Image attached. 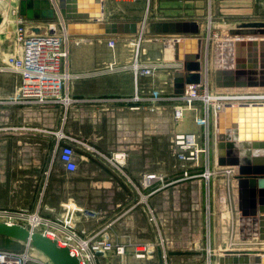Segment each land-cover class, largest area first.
Returning a JSON list of instances; mask_svg holds the SVG:
<instances>
[{
    "label": "crops",
    "instance_id": "crops-1",
    "mask_svg": "<svg viewBox=\"0 0 264 264\" xmlns=\"http://www.w3.org/2000/svg\"><path fill=\"white\" fill-rule=\"evenodd\" d=\"M183 49L185 52V47ZM105 59L104 52H95L91 46L78 49L74 45L71 70L80 76L74 79L71 94L79 99L106 98L108 101L78 102L72 110L59 105L50 108L0 105V208L34 209L40 203V212L51 218L63 216L70 209L75 227L87 234L105 228L100 236L106 235L115 242L154 240L156 227L148 221L145 205L141 213H134L136 204H133L116 217L109 215L111 212L108 210L89 208L92 201H107L113 209L120 202L114 196L115 191L121 188L115 187L120 185L116 177L125 187L129 188L130 185L116 168L104 163L109 174L96 180L102 183L99 186L101 184L94 185L92 177L103 175L100 171L104 169H98L95 163L88 161L89 156L95 157L91 151L77 147L79 168L74 172L73 180L66 177L67 172L58 158H53L56 132L62 130L107 155L126 151L128 157L123 170L133 185L137 180L140 182L145 172H173L176 169L167 162V158L163 161L159 149L163 120L161 112L169 107L172 117V105L163 104L157 109L150 102H141L139 109H131L130 103L123 100V97H130L135 92L144 93L147 84L159 89L163 79L170 81V75L157 72L154 76H136L128 67L112 72H94L105 65ZM131 60V57L124 60L120 56H113L110 62H116L119 66L129 64ZM167 62L168 66H164L166 69L181 67L174 60ZM14 78L13 92L18 82V77ZM148 79L150 81L146 82ZM184 121L181 128H175V131L200 129L192 121ZM169 155V159L175 161L170 152ZM122 189L125 188L122 186ZM124 198L127 201L139 198L138 202L144 203L139 192L138 195L131 194L129 189ZM147 202H151L149 205L157 213V196L150 195ZM125 214L127 216L122 220Z\"/></svg>",
    "mask_w": 264,
    "mask_h": 264
},
{
    "label": "built area",
    "instance_id": "built-area-1",
    "mask_svg": "<svg viewBox=\"0 0 264 264\" xmlns=\"http://www.w3.org/2000/svg\"><path fill=\"white\" fill-rule=\"evenodd\" d=\"M56 12L54 20L46 22L47 30L44 33L35 31L28 33V21L20 16L14 22L16 41L19 43V51L10 52L6 61L0 65V72L11 73L18 77L15 91L7 96H0L1 104L39 106L50 108L63 106L70 109L78 102L108 101L106 98H75L71 94L72 85L75 78L80 75L71 70L72 44L80 41V37L73 36L69 32V21L62 16L58 9L57 2L53 1ZM34 27V26H30ZM29 27V28H30ZM33 29V28H32ZM184 38V36H181ZM179 37L181 40L183 38ZM116 36L108 38V47L114 49L117 41ZM210 37L203 41V56L208 54ZM207 57V56H206ZM130 65L118 66L116 62H111L102 66L94 72H112L121 67H130L137 75L154 76L157 71L165 65L161 58H152L146 52L136 51L132 57ZM203 62V79L200 84H188L183 94L173 93V72L171 68L170 89L166 92L158 89L153 95L145 97L144 94L135 92L130 97H123V100L130 103L131 109H139L141 102H150L157 109L163 104L172 105V119L175 123H182L190 112V119L200 127L197 131H174L171 139V154L175 159L174 167L179 169L181 179L204 177L209 179L212 168L225 169L233 176L238 173L235 166H219L217 160H213L212 151L214 141L211 138L210 127L213 123L215 130V116L226 104L257 103L245 102L246 98H241L242 94L232 96L224 94L213 99L209 93L207 81V60ZM177 63V62H176ZM181 65V64H179ZM215 102H214V101ZM232 100V101H231ZM254 100V99H252ZM201 104L200 106H197ZM56 143L53 150V158L63 164L65 171L74 173L79 168L78 158L80 154L77 147L84 151H91L99 159L102 158L107 164H111L129 181L131 179L123 170L128 153L117 151L112 155H107L94 147L88 146L85 142L65 134L62 130L56 132ZM83 147V148H80ZM140 186L134 184L145 205V213L148 221L156 227L157 236L154 240L146 241H111L106 235L100 236L105 228L94 234H87L79 231L73 223V211L67 209L65 215L60 217H47L40 212V203L34 209L27 208H0V222L7 224H20L31 232H40L51 239L57 240L60 246L68 247L71 253L78 257L80 264H111L114 256H125L127 253L133 254L137 259L145 260L144 264H195L174 262L173 254L179 252L172 251L175 248L174 242H165L161 235L158 216L147 202V199L154 192V188L164 182V176L157 172H145L141 176ZM132 182V181H131ZM159 189V188H158ZM146 191V192H144ZM235 195L237 199V183L235 184ZM111 223L108 224L110 226ZM30 245V244H28ZM29 261L26 252H18L12 249H0V264H27ZM46 264H53L50 260ZM120 264H130L121 262ZM143 264V263H142ZM205 264H215L212 253L208 248V257Z\"/></svg>",
    "mask_w": 264,
    "mask_h": 264
},
{
    "label": "rangeland",
    "instance_id": "rangeland-1",
    "mask_svg": "<svg viewBox=\"0 0 264 264\" xmlns=\"http://www.w3.org/2000/svg\"><path fill=\"white\" fill-rule=\"evenodd\" d=\"M19 2L20 0L1 1V4L8 5L9 10L7 17L1 14L3 19H7V22L5 27L0 30V65L3 61H6V57H8L10 52H15L17 54L20 48L19 43L16 41L14 25V22L19 17ZM103 2H105V21H136L140 24V27L145 28L148 27V23L151 21H199L201 23L202 37L204 39L210 37L208 54L203 56V60H207L206 78L209 84V90L211 91L209 94L212 96L224 94H254L236 93L240 88L235 86H224V83L220 86L217 85L218 67L215 60L218 51L216 48L218 45L222 46L221 43L224 41H229L232 43L231 54L236 56V42L241 39L249 40L251 36L234 35L230 33V29L240 27L245 23H264V0H103ZM46 22L47 21L43 20L28 21V23H26L27 32H46ZM141 32L136 35H116L115 39L117 44L114 49L108 47L107 41L109 36L84 37L80 39L78 44L74 41L72 49H74V45L75 48L78 49L91 46L95 52H104L106 55L104 66L111 63L110 60L113 59V56H120L125 60L126 58L132 57L136 51H144L155 59L161 58L162 61H164L163 63L168 65L167 61L172 59H165L167 47H165L164 37L151 35L145 29ZM256 37L257 40H260L264 38V35H257ZM227 47L228 46H226V49ZM227 52H230V50H227ZM130 62L126 65H130ZM119 66H124V64ZM128 69L132 68L128 67ZM157 72L169 75L171 69L169 67L167 69L163 67ZM148 81H150V79L146 82ZM162 81L163 84L159 87V90L163 89L167 92L170 89L169 83L166 84L168 81H165V79ZM14 84L15 78L13 74L0 72V96L11 95L13 93ZM148 85L149 84L145 87V94L143 93L145 97H149L153 95L154 92L158 91V89H153V87ZM245 89L246 91H261L260 88L255 87H245ZM197 106L201 108V104L197 103ZM70 109L72 110V107H70ZM170 112L171 108L169 107L167 110H162L161 112L163 120L162 132L160 135L161 146L159 149H161L163 161L167 158V162L169 161L172 168H174L173 165L175 161L169 159V152L171 154L170 139L175 128L180 129L182 124L175 123L170 116ZM190 114L191 113L188 112V118L185 119L186 121L187 119L191 121ZM182 123L184 124L185 121ZM72 126L73 123H71V132L73 131ZM210 132L211 138L214 141L212 157H214L213 160H216L217 140L213 123L210 127ZM88 161L95 163L96 168L104 169L100 171L103 175H97L96 177L91 176L94 185L101 184L99 186H102V183L96 180L109 174V171L105 170L108 169L104 164L106 163L105 160L102 158L99 159L96 156H89ZM178 170L177 168L174 169L173 172L166 171L167 173L152 171L164 176V182L154 188L155 190L152 193L153 196H157L156 208L161 235L165 239V242H174L173 245H177L175 248L170 246L172 251L179 252L178 254H173L172 260L174 262L205 264L209 248L214 263L219 264V258L227 250H237L236 248H239L241 242L239 232L240 211L238 209L234 188L235 177L233 173L231 174L225 169L212 168L209 179L196 177L175 181L177 178L180 179L181 177ZM66 177L73 180L75 175L73 172H68L66 173ZM116 179L119 181L120 185L115 187L120 186L121 188L115 191L114 196L120 202L114 205V209L111 208V204L107 203V201L89 202V208L98 211L108 210L111 212L109 215L116 217L117 215L123 214L131 205H138L139 198L134 201H127L124 198L127 189H129L131 194L138 195L135 186L131 184L127 178H125V181L129 183V188H127V186L125 187L117 177ZM140 182L138 180L135 181V185L141 187ZM122 186L125 189H122ZM101 193L105 194L103 192ZM149 204H151V202H149ZM136 206L134 213H141L144 203H139V205ZM126 216L127 214L121 219L123 220ZM255 240H257V242L259 241L258 238ZM0 249H12L18 252H26L29 257L27 264H46L47 262V260L41 258L34 252L32 247L27 243L19 242L4 236H0ZM246 250L247 249H245V251ZM124 261L130 264H144L146 262L145 260L135 258L131 253H127L125 256H114L111 258V264H120Z\"/></svg>",
    "mask_w": 264,
    "mask_h": 264
},
{
    "label": "water",
    "instance_id": "water-1",
    "mask_svg": "<svg viewBox=\"0 0 264 264\" xmlns=\"http://www.w3.org/2000/svg\"><path fill=\"white\" fill-rule=\"evenodd\" d=\"M53 1L57 2L60 13L69 21V32L73 36H125L136 35L143 30L136 21H105L103 0H20L19 16L26 20H54ZM2 21L0 14V25ZM146 31L164 37L165 47L168 44L166 41L172 46V60L181 64L173 72L174 94H183L188 84L202 82L204 38L199 21H151ZM230 33L251 37L236 42V56L231 54L232 43H229L230 47L227 44L223 47L225 56L232 57L236 64L225 74L217 70V85L224 83V86L240 88L236 93L258 91H246L245 87L260 88V92H264V38L257 40L256 37L264 35V23H245L230 29ZM181 36H184L183 41L179 38ZM171 37H175L173 43ZM215 134L217 164L238 168L235 179L240 239L264 240V104H226L216 113ZM0 236L30 244L53 264H80L68 247L60 246L57 240L40 232H31L23 225L0 222ZM219 264H264V253L226 251L219 258Z\"/></svg>",
    "mask_w": 264,
    "mask_h": 264
},
{
    "label": "bare ground",
    "instance_id": "bare-ground-1",
    "mask_svg": "<svg viewBox=\"0 0 264 264\" xmlns=\"http://www.w3.org/2000/svg\"><path fill=\"white\" fill-rule=\"evenodd\" d=\"M1 1L2 0H0V14H3V15H5L7 17V13H8V10H9L8 5L1 4ZM6 22H7V19H3V21H2V23L0 25V30H2L3 27H5ZM141 29L147 30V28H145V27H143ZM170 41L173 43L175 41V37H171L170 38ZM166 43H168V44H167V50H166V53H165V59H173L172 46L170 45L169 42L166 41ZM229 43H230L229 41H227V42L224 41L223 43H221L222 46L218 45V48H217L218 54L216 55L217 57H216V60H215L216 61V65L218 67V70L221 73H224V74L227 73V72H229L231 70V67H233L236 64V61L233 60L232 57H230V58L228 57L227 58L225 56V52L223 51V47H225L226 44L229 46ZM255 63L258 64V62H255ZM227 66H228V68H227ZM228 81H230V80H228ZM228 83H232V82H228ZM228 85H230V84H228ZM259 93H264V92H256V93L250 94V95H248V94L246 95L245 94V95H239V96H241V98H246L247 100H244L245 102H253V101H255L258 104H264V94H259ZM232 96H235L236 97L238 95H232ZM211 97L213 99H217V96H211ZM252 99H254V100H252ZM237 102L238 101H235V102H233V104H237ZM234 177H235V175H234ZM236 183H237V180L235 179L234 184H236ZM255 239L256 238H254L251 241H241L240 242V245H239V248H236L237 250H227V251H243V250L247 249L246 251L252 250V251H258V252L264 253V240H259L257 242V240H255ZM32 249L41 258H44L45 260L49 261L48 257L46 255H44L41 251H39L38 249H36L34 247H32Z\"/></svg>",
    "mask_w": 264,
    "mask_h": 264
}]
</instances>
